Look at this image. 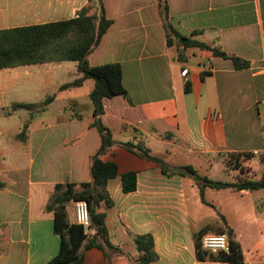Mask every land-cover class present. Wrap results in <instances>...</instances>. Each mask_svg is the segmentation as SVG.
Listing matches in <instances>:
<instances>
[{"label": "crops", "instance_id": "0c3cea01", "mask_svg": "<svg viewBox=\"0 0 264 264\" xmlns=\"http://www.w3.org/2000/svg\"><path fill=\"white\" fill-rule=\"evenodd\" d=\"M99 3L112 24L88 64H120L127 92L103 100L102 123L116 145L101 160L115 162L119 175L134 172L136 189L124 193L119 176L107 182L113 206L104 211L105 227L122 255L90 248L82 264H135L133 237L141 235L153 239L150 264H227L197 259L201 230H231L244 264H264V188H203L206 204L199 189L202 179L264 180V0H163L165 21L157 0H0V31L70 20L83 8L98 15ZM166 25L248 68L177 40L168 47ZM78 77L77 64L67 61L0 69V264H48L59 250L53 213L45 210L54 186L90 180L89 158L100 145L90 128L94 84L60 91ZM50 97L39 113H8L12 104ZM137 148L195 175L164 176ZM67 218L74 223L73 202Z\"/></svg>", "mask_w": 264, "mask_h": 264}, {"label": "trees", "instance_id": "16d2710c", "mask_svg": "<svg viewBox=\"0 0 264 264\" xmlns=\"http://www.w3.org/2000/svg\"><path fill=\"white\" fill-rule=\"evenodd\" d=\"M157 1L165 21L166 6L163 0ZM89 11V8H83L74 18L66 21L0 31V69L52 62H75L79 77L61 86L60 91L79 88L87 80L92 81L94 84L93 90L89 93V99L93 105V121L90 128L98 132L100 145L89 158V182L79 185H55L54 191L46 204L45 210L53 213V231L59 237L58 253L48 264H82L84 253L90 248L103 250L106 247L122 255V252L114 249L108 241L104 211L111 208L113 202L108 196L106 185L110 179L119 176L124 193H131L136 189V174L134 172L119 175L115 162L101 160V157L116 145L110 130L102 123L103 100L119 95L127 97V92L122 83L123 74L120 64L112 63L98 67H91L88 64V57L99 46L103 36L112 24L110 20L105 18L101 3H99L98 15H90ZM165 33L168 47H171L173 40H177L184 48H199L212 52L216 57L230 60L236 70L248 68L247 62L228 56L224 52L198 41L182 37L168 25L165 27ZM52 100L53 97L46 98L39 105L12 104L8 113L19 110L27 111L30 115L34 112L39 113ZM18 137L21 139L23 132ZM120 146L133 152L134 147L130 143L120 144ZM137 149L138 153L136 154L142 159L156 164L164 176L190 177L195 175L194 170L190 167H169L162 160L151 156L148 150ZM239 156L237 154L236 159L239 160L242 156L251 157L248 154ZM245 157L242 158L245 159ZM201 181L202 184L199 185L200 197L204 204L206 203L203 199V188L213 190L235 189L238 191H254L264 188V180L238 184L212 182L207 179ZM3 188L4 184L0 182V190ZM76 201H84L87 204L90 218V228L87 234L80 225L68 221L67 207L70 203ZM204 234L205 231L201 230L194 235V247L198 260L203 261L206 259L222 261L227 264H244L240 246L234 240L231 230L219 233L220 235L225 234L227 237L228 252H218L215 256L202 250L200 242ZM133 240L139 253L135 264H150L156 261L151 236H134Z\"/></svg>", "mask_w": 264, "mask_h": 264}, {"label": "built area", "instance_id": "2783aa9c", "mask_svg": "<svg viewBox=\"0 0 264 264\" xmlns=\"http://www.w3.org/2000/svg\"><path fill=\"white\" fill-rule=\"evenodd\" d=\"M187 70L181 72V76L185 77ZM252 156L260 155L258 152H253ZM74 205V222L80 225L85 234L89 232L90 218L87 204L84 201L73 202ZM201 248L206 252H228L229 246L227 237L223 235H206L201 239Z\"/></svg>", "mask_w": 264, "mask_h": 264}, {"label": "water", "instance_id": "95a60500", "mask_svg": "<svg viewBox=\"0 0 264 264\" xmlns=\"http://www.w3.org/2000/svg\"><path fill=\"white\" fill-rule=\"evenodd\" d=\"M195 179L198 181V178L197 177H195Z\"/></svg>", "mask_w": 264, "mask_h": 264}]
</instances>
